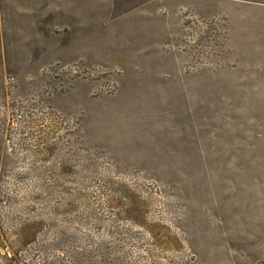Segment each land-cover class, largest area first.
I'll return each instance as SVG.
<instances>
[{"label":"rangeland","instance_id":"374dc122","mask_svg":"<svg viewBox=\"0 0 264 264\" xmlns=\"http://www.w3.org/2000/svg\"><path fill=\"white\" fill-rule=\"evenodd\" d=\"M0 264H264V0H0Z\"/></svg>","mask_w":264,"mask_h":264},{"label":"crops","instance_id":"0c3cea01","mask_svg":"<svg viewBox=\"0 0 264 264\" xmlns=\"http://www.w3.org/2000/svg\"><path fill=\"white\" fill-rule=\"evenodd\" d=\"M122 2V1H121ZM158 7V6H157ZM156 8V7H155Z\"/></svg>","mask_w":264,"mask_h":264}]
</instances>
